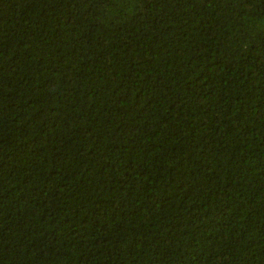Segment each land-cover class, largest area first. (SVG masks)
<instances>
[{
    "label": "trees",
    "instance_id": "obj_1",
    "mask_svg": "<svg viewBox=\"0 0 264 264\" xmlns=\"http://www.w3.org/2000/svg\"><path fill=\"white\" fill-rule=\"evenodd\" d=\"M0 264H264V0H0Z\"/></svg>",
    "mask_w": 264,
    "mask_h": 264
}]
</instances>
